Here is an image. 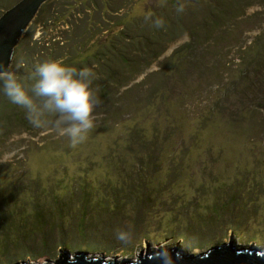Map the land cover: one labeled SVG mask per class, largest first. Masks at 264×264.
Segmentation results:
<instances>
[{"label":"rangeland","instance_id":"374dc122","mask_svg":"<svg viewBox=\"0 0 264 264\" xmlns=\"http://www.w3.org/2000/svg\"><path fill=\"white\" fill-rule=\"evenodd\" d=\"M18 1L0 0V16ZM87 1H47L37 17L42 26L19 40L16 57L29 36L48 38L46 19L57 26L86 13L87 31L71 33L76 50L81 44L93 53L107 42L105 27L119 26L101 20L107 7L141 20L130 27L135 36L173 21L172 5L185 29L168 28L151 43L156 58L133 55L130 68L116 71L125 86L95 107L92 128L75 146L51 123L7 135L0 111V264L18 263L12 245L42 237L61 236L70 257L87 249L107 262L137 258L150 240L179 245L171 238L181 231L208 242L195 253L228 243L236 230L238 242L264 247V84L253 85L250 72L264 61V0H101L103 10ZM14 106L0 102L8 112ZM129 230L133 239L112 248L117 233ZM63 248L23 260L51 264Z\"/></svg>","mask_w":264,"mask_h":264},{"label":"trees","instance_id":"16d2710c","mask_svg":"<svg viewBox=\"0 0 264 264\" xmlns=\"http://www.w3.org/2000/svg\"><path fill=\"white\" fill-rule=\"evenodd\" d=\"M100 1L101 0H88L87 2L92 3L95 8L103 10L102 4ZM108 1L109 0H104V3L108 4ZM43 5L41 7H43ZM41 7L39 8L38 12L36 13L30 25L27 27V29L23 33L21 37L22 39L25 38L28 31L32 27L34 28L36 24H39L40 26H42V24L40 23V20H37V17L40 14ZM172 8L175 10L173 12L174 20L164 22V24L161 25L160 28L152 30L148 37H143V35H140V34H137L135 36L134 33L131 34L129 31L130 27L137 29L138 23H140L141 20H135L133 22L128 21L126 20V16L118 15V11L120 10V8L111 10L109 7H107V10L105 11V13L102 14L101 20L107 24H111L113 23V21L115 22L117 21L119 26L116 29H113L110 26L105 27L103 31L106 32V36L104 38L107 39V42L104 45L96 47L93 53H89L88 51L89 47H83L81 44L80 46L82 48H78V50H76L74 42H73V36L71 33V31L74 28H79V29L84 28L86 29L85 31H87V29L89 28L87 27L89 25L88 22L90 20V16L88 15V13L82 14L81 15L82 17H79L80 14L78 13L77 16L79 18H73L71 15L67 16L66 20L61 23L62 25L60 24L61 26L60 25L56 26L57 21L54 18L46 19L42 27V30H43L42 34L44 35L46 34L48 38L44 39V37L42 36L41 40L38 39V40L32 41V37L29 36L28 40L24 44L25 46L22 49L23 51L22 54L16 57L13 63L11 62L10 71L14 72L21 79V81L28 82L29 77L31 76L33 72L34 65L39 62H43L45 60L59 59V60H62L65 64L76 67V68L88 67L91 69V71L94 74L92 86H93L94 91L99 97V100H100L99 103L107 101L109 100L108 98H111L110 94L115 92L116 87L120 88V87L125 86L124 83L126 81H124L122 77H119L121 73L116 72V71L118 69L127 70L128 68H130L129 66L132 62L133 55L141 56V58L143 59H145L146 57L154 59L157 56H156L155 51H153L151 47V43L156 36H160L164 34V32L168 30V28H178L180 30L185 29V26L182 24L183 22L179 21L178 20L179 18L177 19L175 16L176 13L178 12L177 8L174 7L173 5H172ZM80 10L81 11L89 10L88 5L85 4L84 7L81 8ZM153 16L154 14L151 13L149 14V17L145 20H150L151 18L154 19L155 17ZM70 18L74 19V21L73 20L69 21ZM58 26H60V28L64 27L66 28V30L63 31L64 29H59ZM53 30H56V33L57 31H59L60 34L63 33L64 34L63 38L60 39L58 35L53 33ZM65 33L67 34V36L65 35ZM186 34L188 37L191 35L189 33H186ZM54 36H56L55 38H59L60 41L55 42ZM60 43L61 45H59ZM55 45L60 46L57 49V51L56 50L54 51ZM19 46L20 47L23 46L21 41L18 42L15 50H17ZM50 47H52L53 50ZM45 49L48 50V52H45ZM250 72H252V75L255 76L253 77V81H252L253 85L258 82H262L264 84V61H262L258 67H255L253 71H250ZM260 94L263 95L264 97V93H260ZM0 96H1L0 102H2L3 98L4 100L7 99L2 94ZM263 101H264V98H263ZM11 110L12 112H8L9 110L7 111L6 109L0 108V111L2 113H5V116L2 119V123L5 124V130L7 132V135L10 134L11 132H15L16 130L15 128L29 130L30 128L29 126L31 123L26 118L25 110L22 107H19L17 105H15ZM231 228L232 226L229 223H227L225 227H223L222 229L223 231L226 232V230L228 231ZM86 229L87 227H78L76 228V232L78 230L79 233L81 232L82 234H85V232L90 231V230L86 231ZM134 234L135 233H132V231L129 230V233L127 234V237L125 240L126 241L132 240L134 237ZM58 238H61V240L56 241V242L54 241L50 242L48 241L47 237H42V239H39L37 244H35L34 242H29V243L23 242L24 244H14L12 246L17 245L16 250L21 255V257H17V258H20L21 260H23L25 258H34L36 257V255H39V254H40L39 256L46 254L54 246H57V247L65 246L63 243V238L61 236H59ZM171 239H174L175 241H178V240L182 241L183 246L185 250L187 251H191L195 249V247H198L197 244H199L200 246L208 245V242H204V240L200 238H192V240L186 239L182 231L176 234L175 236H173ZM125 240L115 239L112 243V248H114V246L116 247L118 243L125 242ZM8 242L10 241H7V243ZM15 242L16 241L14 242L12 241L11 243H15ZM91 246H94V245H91ZM122 249H123L122 246L118 248V250H122ZM30 252H33V254H31ZM29 255L30 256L33 255V257H30Z\"/></svg>","mask_w":264,"mask_h":264},{"label":"clouds","instance_id":"9594fccd","mask_svg":"<svg viewBox=\"0 0 264 264\" xmlns=\"http://www.w3.org/2000/svg\"><path fill=\"white\" fill-rule=\"evenodd\" d=\"M93 78L88 67L76 68L62 60L49 59L34 65L28 82L12 71L0 70V94L22 107L33 126L47 127L51 123L75 146L92 128L94 109L100 102L92 86ZM126 237V232L117 233L118 240ZM159 259L161 264H172L166 251L159 253Z\"/></svg>","mask_w":264,"mask_h":264},{"label":"water","instance_id":"95a60500","mask_svg":"<svg viewBox=\"0 0 264 264\" xmlns=\"http://www.w3.org/2000/svg\"><path fill=\"white\" fill-rule=\"evenodd\" d=\"M47 1L49 0H20L0 16V70L10 71L11 62L16 59L15 48L19 40L39 8ZM71 250L72 247L65 245L58 260H51V264H161V251L167 252L172 264H264V247H258V242H238V230L228 243L214 244L202 253H195V249L185 250L180 240L179 245L164 247H155L150 240L146 251L140 252L137 258L116 256V262H107L106 254L89 258L87 249L79 250L70 257ZM17 262L44 264L19 259Z\"/></svg>","mask_w":264,"mask_h":264}]
</instances>
